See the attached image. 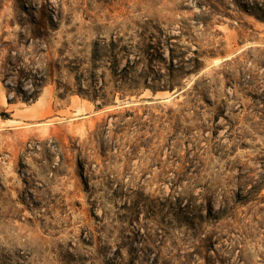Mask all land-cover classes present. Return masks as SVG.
<instances>
[{
	"label": "rangeland",
	"instance_id": "374dc122",
	"mask_svg": "<svg viewBox=\"0 0 264 264\" xmlns=\"http://www.w3.org/2000/svg\"><path fill=\"white\" fill-rule=\"evenodd\" d=\"M0 264H264V0H0Z\"/></svg>",
	"mask_w": 264,
	"mask_h": 264
},
{
	"label": "trees",
	"instance_id": "16d2710c",
	"mask_svg": "<svg viewBox=\"0 0 264 264\" xmlns=\"http://www.w3.org/2000/svg\"><path fill=\"white\" fill-rule=\"evenodd\" d=\"M194 62L195 63H199V60L197 58L194 59ZM4 83H6V81H4ZM203 85L206 84V81L205 82H202ZM202 84L200 83H197L194 88H193V91H192V96L194 97V99H197V98H200V97H203L204 93L200 91V87L202 86ZM134 113H129V117H134L133 116ZM112 118H118L116 115L115 116H112ZM182 205L180 204V207L179 208H182L181 207Z\"/></svg>",
	"mask_w": 264,
	"mask_h": 264
}]
</instances>
